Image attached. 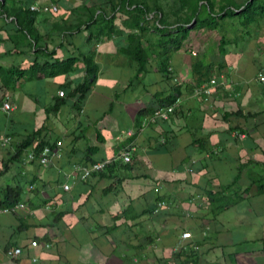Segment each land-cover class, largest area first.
<instances>
[{"label": "crops", "instance_id": "crops-1", "mask_svg": "<svg viewBox=\"0 0 264 264\" xmlns=\"http://www.w3.org/2000/svg\"><path fill=\"white\" fill-rule=\"evenodd\" d=\"M256 1L246 23L254 0H0V133L11 138H0V201L15 190L25 205L0 209V264H264V0ZM142 4L152 11L139 12ZM188 4L217 25L198 28L195 18L178 42L186 32L173 12L185 8L187 18ZM33 5L58 10L31 13ZM227 5L235 15L221 18ZM90 59L97 75L82 98ZM212 80L211 95L198 93ZM177 97L169 121L151 120ZM42 145L55 152L49 164L26 162ZM131 145L130 163L76 175L75 165Z\"/></svg>", "mask_w": 264, "mask_h": 264}, {"label": "built area", "instance_id": "built-area-1", "mask_svg": "<svg viewBox=\"0 0 264 264\" xmlns=\"http://www.w3.org/2000/svg\"><path fill=\"white\" fill-rule=\"evenodd\" d=\"M31 10L34 12L42 13V12H51V11H57L58 8L56 6H45V7H40L38 5H33L31 6ZM172 69L169 68V72L171 73ZM259 81L264 83V69L261 71V73L258 75ZM218 85V82L216 80L211 81V86H203L199 87L198 93H205L206 95H211L212 94V89L211 87ZM60 96L64 97L65 92L61 91ZM180 104V99L177 97L173 103L170 104H165V105H160L157 110L154 112L153 116L151 117L152 121H169L171 116L175 114V112L178 109V106ZM4 109L6 111H10L12 109L11 105L9 103L4 104ZM147 122L144 123L146 125ZM128 134L130 136L133 135L132 131H129ZM0 138L3 141L4 145H7L10 143L11 138L6 137L0 133ZM60 145V143L58 144ZM136 150L135 146L131 145L129 146L121 155L114 156L112 158H108L106 160H103L98 163H94L90 166H79L75 165L74 170L76 171V175L78 176L79 179L81 180H86L89 177L97 174H102L112 167H114L116 164L119 163H124L128 164L132 160V154ZM55 155V152L50 148V147H44V149L40 152H29L26 154V162L38 160L43 166H46L49 164L51 157ZM71 186L65 185L64 189L69 190ZM163 204L160 203L159 206H162ZM25 205L24 204H18L15 207L12 208H4L2 211L3 212H16L19 209H24ZM191 233H185L183 234V238H191ZM40 246L39 242L37 240L31 242V247L32 248H38ZM48 246V245H47ZM22 253V248H16L14 250L8 251V255L10 258L16 259L18 258Z\"/></svg>", "mask_w": 264, "mask_h": 264}, {"label": "trees", "instance_id": "trees-1", "mask_svg": "<svg viewBox=\"0 0 264 264\" xmlns=\"http://www.w3.org/2000/svg\"><path fill=\"white\" fill-rule=\"evenodd\" d=\"M258 3L256 0H254V2H248L245 6V10L243 12V15L246 16V23H251L252 21H254V16L256 15V12L259 10L258 7ZM139 9V12H141L144 15H147V13H150L152 10L151 8L146 5V4H142L141 6H137ZM209 8H210V15L216 13L215 12V6L212 3H209ZM30 9V8H29ZM185 8H177L173 14L174 16H176V20L173 22L174 24H180V26L178 27V29L182 32H186L185 35H183V37H178V42L181 40H185L187 39L188 35H189V31L186 28L187 25L191 24L193 22V20L196 18L199 21V25L198 28H208V29H212L214 27H216L217 25V18L216 17H208L205 19L200 18V7L198 4H196L195 6L193 5H189L188 4V9H189V14L187 16V18H183L182 16H180V11L183 12ZM237 9V8H236ZM157 13H159L160 15H162L163 17L166 16L165 11L162 7H159L157 9H155ZM31 13H33V11H31V9L29 10ZM222 11H224V14L221 16V18H226L228 16H233L235 15V11H231L228 9V5L227 6H223ZM28 12L27 15L28 17L31 19L30 20V25H29V33L30 34H34V29L32 27V23H33V16H31L32 14ZM140 22V21H139ZM160 23H164L163 18H160ZM226 45V41L223 40L222 42V50L224 52V46ZM140 56V54H139ZM138 60L143 63L146 60V55L141 51V56L138 57ZM87 67H88V74H89V78L87 79L86 83L81 86L78 91L81 93V97L84 98V96L90 91L91 86L93 84L94 79L96 78L97 75V66L94 63L93 59L87 60ZM176 98H174L171 103H173L175 101ZM30 145V141H26L24 144H22V146L18 147V151L16 153V157H19L23 154L24 150ZM44 147V145H42V148ZM39 148V149H42ZM41 150H38V152H40ZM37 152V153H38ZM13 192V193H12ZM17 192V191H16ZM212 195V194H211ZM210 195V199H213ZM216 199V198H215ZM218 199V198H217ZM21 201L20 195L18 193H15V190L9 191L8 194L5 197L4 201H0V209L3 208H12L15 207L16 205L19 204V202ZM228 205H231L229 203H226V207H228ZM221 211H223V208L220 207L219 211L215 212L216 214L221 213Z\"/></svg>", "mask_w": 264, "mask_h": 264}, {"label": "water", "instance_id": "water-1", "mask_svg": "<svg viewBox=\"0 0 264 264\" xmlns=\"http://www.w3.org/2000/svg\"><path fill=\"white\" fill-rule=\"evenodd\" d=\"M194 23H196V21H194Z\"/></svg>", "mask_w": 264, "mask_h": 264}]
</instances>
